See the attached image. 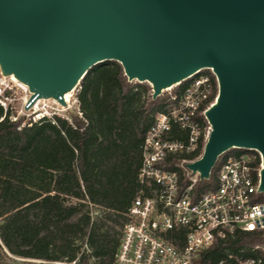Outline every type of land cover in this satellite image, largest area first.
<instances>
[{
  "label": "water",
  "instance_id": "obj_1",
  "mask_svg": "<svg viewBox=\"0 0 264 264\" xmlns=\"http://www.w3.org/2000/svg\"><path fill=\"white\" fill-rule=\"evenodd\" d=\"M107 60L147 82L151 99L210 68V130L185 167L205 180L225 151L255 149L264 192V0H0V72L30 99L66 106L64 95Z\"/></svg>",
  "mask_w": 264,
  "mask_h": 264
},
{
  "label": "trees",
  "instance_id": "obj_2",
  "mask_svg": "<svg viewBox=\"0 0 264 264\" xmlns=\"http://www.w3.org/2000/svg\"><path fill=\"white\" fill-rule=\"evenodd\" d=\"M75 96L78 112L70 120L54 115L20 126L21 118L11 120L0 106V264L13 261L11 255L47 264H113L126 210L140 188L143 138L165 96L151 99L150 85L128 81L115 60L92 66ZM240 151L222 153L193 194L214 188L219 160ZM199 153L170 162L182 190L189 180L173 163ZM257 242L264 243V229L237 230L205 250L202 264H234L228 255L264 264V253L251 247Z\"/></svg>",
  "mask_w": 264,
  "mask_h": 264
},
{
  "label": "built area",
  "instance_id": "obj_3",
  "mask_svg": "<svg viewBox=\"0 0 264 264\" xmlns=\"http://www.w3.org/2000/svg\"><path fill=\"white\" fill-rule=\"evenodd\" d=\"M182 81L181 90L175 91ZM182 81L159 95L165 96L163 108L155 113L143 138L137 173L140 188L126 210L113 264H202L203 252L217 240L237 230L264 229L263 192L257 190L260 154L255 149L235 148L241 151L224 155L214 171L215 187L193 194L198 177L185 164L201 155L210 130L204 111L215 101L217 81L210 68ZM30 95L25 84L0 72V106L10 112L11 120L21 118L23 126L61 116V104L55 99H30ZM198 151L192 159L173 163L188 177L189 184L182 190L178 171L168 168L170 162L175 155ZM228 257L234 264L259 261L252 256Z\"/></svg>",
  "mask_w": 264,
  "mask_h": 264
},
{
  "label": "rangeland",
  "instance_id": "obj_4",
  "mask_svg": "<svg viewBox=\"0 0 264 264\" xmlns=\"http://www.w3.org/2000/svg\"><path fill=\"white\" fill-rule=\"evenodd\" d=\"M77 88L78 86L73 91L68 93V96L66 97L67 105L66 106L61 105L59 107V112L61 113V116H63L64 118H67L68 120L71 119V116L73 114L78 112V106H77V101H76V96H75ZM260 199L264 201V192L260 194ZM252 245L257 246L258 249H260L264 253V243L257 242ZM11 258L13 259V261L9 260L8 261L9 264H19L24 260L29 261V263H33V264H47L45 261L39 260V259L20 258V257L12 256V255H11ZM56 264H72V263L57 262Z\"/></svg>",
  "mask_w": 264,
  "mask_h": 264
},
{
  "label": "bare ground",
  "instance_id": "obj_5",
  "mask_svg": "<svg viewBox=\"0 0 264 264\" xmlns=\"http://www.w3.org/2000/svg\"><path fill=\"white\" fill-rule=\"evenodd\" d=\"M68 96V93H66L65 95H64V99H65V101H66V97Z\"/></svg>",
  "mask_w": 264,
  "mask_h": 264
}]
</instances>
